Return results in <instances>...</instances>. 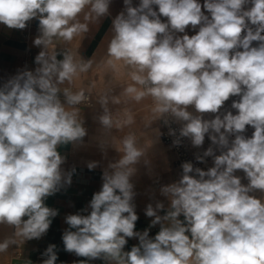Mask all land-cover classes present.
<instances>
[{
	"label": "clouds",
	"instance_id": "1",
	"mask_svg": "<svg viewBox=\"0 0 264 264\" xmlns=\"http://www.w3.org/2000/svg\"><path fill=\"white\" fill-rule=\"evenodd\" d=\"M110 2L0 0V24L23 30L38 19L40 35L34 45L42 47L34 71L19 72L0 87V224L15 228L12 238L0 242V254L17 240L42 238L58 215L45 204L71 183V174L62 173L65 158L58 147L86 136L80 112L69 109L90 100L84 89L73 92L62 86L97 62L68 48L58 52L57 45L81 40L90 24L108 15ZM123 3L124 11L111 21L103 64L113 73L118 65L128 69L132 83L119 95H112L106 84L98 95L103 128L110 132L135 122L130 111L122 122L114 119L110 104H120L121 97L137 103L150 97L155 119L166 125L167 117L183 122L179 136L190 138L194 146L203 145L208 134L220 154L210 146L196 157L201 163L213 157L214 166L206 171L183 163L181 178L161 187L169 200L165 214H158L163 203L147 205L145 215L153 219L149 228L136 231L139 217L130 178L147 149L129 133L122 149L116 147L121 158L103 172L90 214L65 217L64 250L109 264H264V201L250 195L264 192V0ZM189 26L199 30L189 36ZM230 97H239L231 104L237 113L228 110L221 116ZM205 113L216 115L204 119ZM246 126L254 129L250 138L243 134ZM173 143L179 145L180 139ZM96 166L88 164L89 170ZM237 170H243L247 185L235 175ZM156 225L160 229L150 238ZM129 238H138L139 244L124 251ZM56 249L55 244L46 248L42 264H56Z\"/></svg>",
	"mask_w": 264,
	"mask_h": 264
},
{
	"label": "crops",
	"instance_id": "2",
	"mask_svg": "<svg viewBox=\"0 0 264 264\" xmlns=\"http://www.w3.org/2000/svg\"><path fill=\"white\" fill-rule=\"evenodd\" d=\"M138 0H132V4ZM123 0H111L109 13L101 17L97 23L89 25V32L81 38L76 37L68 44L57 45V51L64 48L73 53L78 51L84 60L93 59L97 62L93 68L73 79L69 87L73 92L84 89L93 97V105H79L76 110L80 112L86 136L81 142L60 145L58 151L65 158L61 165L62 173L71 174V183L64 184L54 195L46 198V206L58 210V215L53 218L48 232L40 239H32L9 246L6 253L0 254V264H42L46 257H40L50 244L57 246L58 260L56 264H109L103 258L92 259L78 257L75 253L64 250L62 241L63 232L69 228L65 217L70 214H90L89 203L93 194L102 188V175L109 169L110 163H115L121 158V153L116 149H122V139L129 133H133L139 139L142 146L146 147V155L135 165L136 172L130 178L134 185L135 211L139 217L136 222V231L149 228L151 219L145 215L146 206L153 207L160 202L164 204V210L158 212L164 215L169 207V200L161 194V187L176 182L180 179L179 167L175 164L174 154L165 146L162 138L161 120L155 119L152 109L154 104L150 97L141 102L130 101L121 97V103L110 104L114 119L123 121L129 111L134 116L135 122L131 126H122L120 130L112 129L107 132L99 121L103 114V108L97 102L98 95L104 91L106 84L112 89V95H119L122 87L131 84L129 70L119 66L113 73L103 64L107 53V45L111 39V21L124 10ZM158 11V6L154 5ZM40 35L39 29L30 24L25 30L11 29L0 24V87L19 72L34 71L37 65L35 57L42 47L34 45V40ZM51 50V49H49ZM62 59V55H58ZM63 99V97H62ZM158 130V131H157ZM159 133V134H158ZM97 162V166L89 170L88 164ZM87 209V211H84ZM183 219V217H180ZM24 219H27L25 217ZM156 225L149 230L150 238L159 231ZM74 231V229H72ZM15 228L7 224H0V242L14 236ZM138 238H129L124 251H130L131 247L138 245Z\"/></svg>",
	"mask_w": 264,
	"mask_h": 264
},
{
	"label": "built area",
	"instance_id": "3",
	"mask_svg": "<svg viewBox=\"0 0 264 264\" xmlns=\"http://www.w3.org/2000/svg\"><path fill=\"white\" fill-rule=\"evenodd\" d=\"M140 3L137 2L133 4V6H138ZM154 8V6H153ZM125 9V8H124ZM155 10V9H154ZM124 11V10H123ZM162 21H166L167 18L161 17ZM33 24L37 29H39V21L38 19H32L29 22H27V26ZM26 26V27H27ZM26 29V28H25ZM23 29V30H25ZM89 97V103L88 101H85L82 105H93V97L89 92H86ZM168 124L166 125L163 120H161L162 123V138L165 146L174 154L175 156V164L179 167L180 170V178L182 176V164L185 162L192 163L194 167H199L202 170H207L208 168L214 166V160L213 157H205L204 162H198L196 160L197 156H202L204 151L207 150L208 147H213L214 154L219 155V148L216 145H213L212 142H208L206 144H203L201 146H194L191 142V139L188 137H180L179 136V129L182 127L183 122H177L172 117H167ZM174 129L175 135H169V130ZM176 139H180L179 145H174L173 141ZM40 257H44L40 255Z\"/></svg>",
	"mask_w": 264,
	"mask_h": 264
},
{
	"label": "rangeland",
	"instance_id": "4",
	"mask_svg": "<svg viewBox=\"0 0 264 264\" xmlns=\"http://www.w3.org/2000/svg\"><path fill=\"white\" fill-rule=\"evenodd\" d=\"M140 0H138L137 2H139ZM199 2L201 4H203L204 0H199ZM252 5L249 3L247 5H245V9L250 8ZM203 10V9H202ZM206 15H209L207 12H205ZM199 30V26H197L196 29H192L191 26H189L188 29H186L187 34L189 36L196 34V32ZM179 35H183V34H179ZM258 44V42H253V46H256ZM233 100H239V97H230L228 101L225 102V104L222 106L221 108V116L223 115V113L225 111H232L233 114L237 113V110L232 109L231 108V104ZM189 108H191L190 112H192L193 114L195 113V109L194 106H189ZM216 114H212V113H205L203 114L204 119H213L215 117ZM254 132V129L251 126H246V131L245 133H243L246 137H251L252 133ZM234 139V137H229V140L231 142V140ZM208 142H211V140L209 139L208 134H205V140L203 144H206ZM219 154H220V150H219ZM235 175L239 176L241 178V183L244 185H247L249 183L248 179L245 177V173L243 172V170H237L235 172ZM250 195L255 196L256 198L261 199L262 201H264V192H261L260 190H255L252 193H250Z\"/></svg>",
	"mask_w": 264,
	"mask_h": 264
},
{
	"label": "bare ground",
	"instance_id": "5",
	"mask_svg": "<svg viewBox=\"0 0 264 264\" xmlns=\"http://www.w3.org/2000/svg\"><path fill=\"white\" fill-rule=\"evenodd\" d=\"M188 110L190 111V110H191V108H188Z\"/></svg>",
	"mask_w": 264,
	"mask_h": 264
}]
</instances>
